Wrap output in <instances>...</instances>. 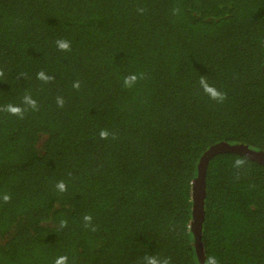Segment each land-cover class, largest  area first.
I'll return each mask as SVG.
<instances>
[{"label":"trees","instance_id":"16d2710c","mask_svg":"<svg viewBox=\"0 0 264 264\" xmlns=\"http://www.w3.org/2000/svg\"><path fill=\"white\" fill-rule=\"evenodd\" d=\"M263 66L264 0H0V107L38 108L0 111V264H199V161L224 141L264 151ZM202 243L219 264H264L263 163L211 158Z\"/></svg>","mask_w":264,"mask_h":264},{"label":"clouds","instance_id":"9594fccd","mask_svg":"<svg viewBox=\"0 0 264 264\" xmlns=\"http://www.w3.org/2000/svg\"><path fill=\"white\" fill-rule=\"evenodd\" d=\"M139 12H143L144 9L140 8L138 9ZM174 14L179 13V9H174L173 10ZM56 45L59 50L61 51H70L71 50V44L68 40L60 39L56 41ZM143 73L137 75L135 73H132L126 77H124V87L126 88H131L133 87L139 79L144 78ZM4 76V71L0 69V77ZM37 79L44 81L45 83L50 82L51 80L54 79V77L48 76L45 72L41 71L37 73ZM199 86L202 89L203 93L208 96L210 100L216 101L217 103H224L227 99V93L218 89L215 85L209 82V79L207 76H201L199 81ZM74 88L79 89L80 88V83L79 81L75 82L73 85ZM57 104L60 107L64 106V99L62 97H57ZM22 105H14V104H7L3 107H0V111L6 112L10 115L13 116H18L20 118L24 117L25 112L27 109H33V110H38L37 108V101L34 100L30 95H25L22 101ZM112 137L113 139L116 138L115 133L109 132L107 129H102L99 132V137L100 139L107 140L109 137ZM246 164V160L244 158H237L233 161V167L237 170L242 169ZM57 190L60 192H66L67 191V185L65 184L64 181H59L56 185ZM0 199L4 203H8L11 200V196L7 193H4L0 195ZM92 216L91 215H85L83 217V220L85 221L86 227H91L92 231H96L97 229L92 226L91 221H92ZM67 222L63 221L61 223V226L64 227L66 226ZM55 264H68V257L67 256H60L55 260ZM144 264H171V258L169 257H158L155 255H150V256H145L144 258ZM204 264H219L217 258L215 256H207Z\"/></svg>","mask_w":264,"mask_h":264},{"label":"water","instance_id":"95a60500","mask_svg":"<svg viewBox=\"0 0 264 264\" xmlns=\"http://www.w3.org/2000/svg\"><path fill=\"white\" fill-rule=\"evenodd\" d=\"M222 152H235L246 155L264 164V151L254 150L243 144L232 145L225 141L211 145L200 158L198 175L193 185L194 206L193 219L191 221V230L195 236V247L199 258V264H204L205 261V251L202 243V227L204 222V200L206 196V170L211 158L217 153Z\"/></svg>","mask_w":264,"mask_h":264}]
</instances>
